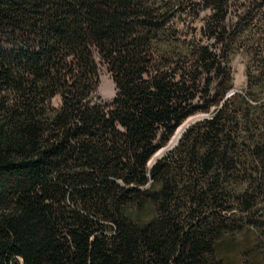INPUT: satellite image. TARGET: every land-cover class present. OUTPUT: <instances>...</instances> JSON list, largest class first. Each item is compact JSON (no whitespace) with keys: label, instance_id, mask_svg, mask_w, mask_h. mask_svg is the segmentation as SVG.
Listing matches in <instances>:
<instances>
[{"label":"trees","instance_id":"16d2710c","mask_svg":"<svg viewBox=\"0 0 264 264\" xmlns=\"http://www.w3.org/2000/svg\"><path fill=\"white\" fill-rule=\"evenodd\" d=\"M232 254L264 264V0H0V264Z\"/></svg>","mask_w":264,"mask_h":264},{"label":"rangeland","instance_id":"374dc122","mask_svg":"<svg viewBox=\"0 0 264 264\" xmlns=\"http://www.w3.org/2000/svg\"><path fill=\"white\" fill-rule=\"evenodd\" d=\"M208 15L207 11H202L200 13V16L195 21L194 26L196 28H199L202 20ZM245 62L246 59L243 56H237L234 61L232 62V68H233V80H234V88L235 90H240L244 86L245 81ZM115 95V89L114 84L112 80L110 79L109 75L106 73H103L101 75L100 85L98 88V91L96 93V97L99 98V100L103 102L110 101ZM203 114L195 115L191 118H195L197 116H200ZM205 116V115H204ZM192 123V122H191ZM172 146V145H171ZM228 259L230 260L231 264H238V257L236 255H228Z\"/></svg>","mask_w":264,"mask_h":264},{"label":"water","instance_id":"95a60500","mask_svg":"<svg viewBox=\"0 0 264 264\" xmlns=\"http://www.w3.org/2000/svg\"><path fill=\"white\" fill-rule=\"evenodd\" d=\"M203 117H205L204 115H200V116H197V117H195V118H189L187 121H185L179 128H180V133H179V135H178V137H177V139L175 140V141H172V139H170V141H169V143H168V146L167 147H169V146H171V145H174L175 144V142L178 140V138L180 137V135H181V133L185 130V128H187V126H189V124L191 123V122H194V121H196V120H199V119H201V118H203ZM167 147H165L164 149H161L155 156H159Z\"/></svg>","mask_w":264,"mask_h":264},{"label":"bare ground","instance_id":"6f19581e","mask_svg":"<svg viewBox=\"0 0 264 264\" xmlns=\"http://www.w3.org/2000/svg\"><path fill=\"white\" fill-rule=\"evenodd\" d=\"M179 133H180V128L177 129V131L175 132V135L171 138L172 141H175L177 139Z\"/></svg>","mask_w":264,"mask_h":264}]
</instances>
